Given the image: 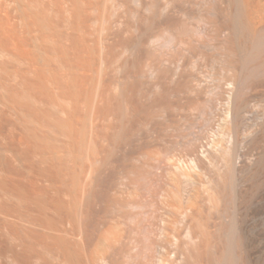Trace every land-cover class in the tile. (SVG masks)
<instances>
[{
    "label": "bare ground",
    "instance_id": "obj_1",
    "mask_svg": "<svg viewBox=\"0 0 264 264\" xmlns=\"http://www.w3.org/2000/svg\"><path fill=\"white\" fill-rule=\"evenodd\" d=\"M28 2L22 9L19 0H0V34L8 42L18 43L24 29L44 31L37 0ZM104 2L110 17L101 48L118 45L136 63L146 61V71L127 79L160 87L162 162L158 173L149 165L143 173L149 190L161 188L160 226L147 230L140 221L139 241H108L95 232L102 225L90 230L71 193L57 191L40 167L28 228L19 225L18 264H264V0Z\"/></svg>",
    "mask_w": 264,
    "mask_h": 264
},
{
    "label": "rangeland",
    "instance_id": "obj_2",
    "mask_svg": "<svg viewBox=\"0 0 264 264\" xmlns=\"http://www.w3.org/2000/svg\"><path fill=\"white\" fill-rule=\"evenodd\" d=\"M28 1L19 0L22 9ZM77 1L69 12L67 0H34L46 35L39 26L32 28L36 33L19 26L18 43L0 34V46L7 48L0 47V264H18L17 236L21 226L28 228L40 167L57 191L71 193L73 209H82L90 230L102 225L95 232L108 241H139L140 221L147 230L160 226L161 188L154 183L149 190L143 178L145 166L156 174L162 162L160 87L127 79L146 71V61L136 63V55L118 45L101 48V29L110 17L105 0H83L80 8Z\"/></svg>",
    "mask_w": 264,
    "mask_h": 264
}]
</instances>
